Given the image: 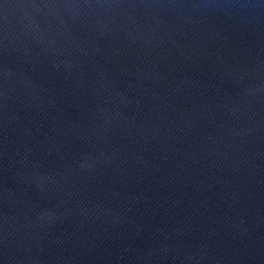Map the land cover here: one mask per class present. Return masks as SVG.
<instances>
[{
    "label": "water",
    "instance_id": "95a60500",
    "mask_svg": "<svg viewBox=\"0 0 264 264\" xmlns=\"http://www.w3.org/2000/svg\"><path fill=\"white\" fill-rule=\"evenodd\" d=\"M0 264H264V0H0Z\"/></svg>",
    "mask_w": 264,
    "mask_h": 264
}]
</instances>
